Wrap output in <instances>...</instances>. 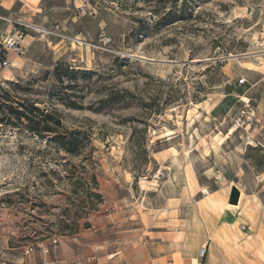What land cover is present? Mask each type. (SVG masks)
<instances>
[{
	"label": "rangeland",
	"instance_id": "obj_1",
	"mask_svg": "<svg viewBox=\"0 0 264 264\" xmlns=\"http://www.w3.org/2000/svg\"><path fill=\"white\" fill-rule=\"evenodd\" d=\"M28 14L52 34L29 33L0 87V264H41L39 250L23 252L36 245L59 264L60 241L70 247L100 211L147 226L152 209L171 207L166 183L201 198L264 179V0H41ZM240 98L259 123L225 138ZM59 136L77 139L75 154ZM232 191L216 210L200 205L214 230ZM239 240L216 232L211 256L252 264Z\"/></svg>",
	"mask_w": 264,
	"mask_h": 264
},
{
	"label": "crops",
	"instance_id": "obj_2",
	"mask_svg": "<svg viewBox=\"0 0 264 264\" xmlns=\"http://www.w3.org/2000/svg\"><path fill=\"white\" fill-rule=\"evenodd\" d=\"M29 9L31 8L26 0L19 2L0 0V37L4 29L9 26L8 19L28 21ZM25 41L26 39L23 45L26 47ZM10 60L12 68L2 73L5 79H9L7 76H13L12 73L18 69L21 57L11 56ZM161 154L160 158L163 156ZM172 158L175 156L172 155ZM167 160V158L164 159L162 165ZM212 169L208 166L206 172L213 174L216 170ZM235 174L236 177L240 176L238 171ZM213 179L218 182L215 175ZM170 184V187L168 183L164 184L162 189L173 191L170 198L171 205H169L171 207L162 210L152 209V213L146 215L147 226L142 225L141 216L138 213L133 211L132 215L122 208L109 214L103 211L91 214L87 220L88 228L71 239L70 247H67L65 241H60L56 249L60 253L59 260L57 258L56 262L59 264H225L211 256L212 251L215 254L216 246L212 238L216 237L217 232L220 238L246 239L245 242L239 240L240 248H246L242 252L248 254L247 257L253 256L252 264H264V262L256 261L252 255L264 254V247H261L258 242L254 243L257 238H264V179L253 181L248 187L242 186L239 189L241 195L234 209L225 212L226 208H223L221 210L223 212L218 213L219 230L211 228L210 218L202 219L200 205L216 207L219 204L221 206L223 201L220 200L225 197L224 200L227 201L230 187L226 191L221 183H217L216 191L208 193V196L201 195L200 198L201 189H194L188 185V182L175 181ZM191 190L194 192L191 193ZM196 196L200 199L196 200ZM120 202L117 203L118 206L123 205ZM110 204L106 203L104 207ZM181 207H184L185 211H182ZM164 211L167 217L165 219L158 217V213ZM182 212L185 214L181 216ZM228 225L231 229H227ZM182 227L184 228L180 232ZM176 235H182L181 241H178ZM202 246L205 248V258L203 263H199L198 250ZM51 254L39 253L35 260L38 263L44 260L54 261Z\"/></svg>",
	"mask_w": 264,
	"mask_h": 264
},
{
	"label": "built area",
	"instance_id": "obj_3",
	"mask_svg": "<svg viewBox=\"0 0 264 264\" xmlns=\"http://www.w3.org/2000/svg\"><path fill=\"white\" fill-rule=\"evenodd\" d=\"M20 1V0H15ZM82 15H85V11H81ZM9 26L4 29L2 36L0 37V87L4 85L5 82H9L10 79H5L2 76V73L8 69L12 68V63L10 60L11 56L21 57L25 53L26 47L23 45V41L26 37L29 36L31 32H37L42 34H52L45 29H41L39 27L34 26L30 22H24L19 19H8L7 20ZM42 32H38L37 30ZM238 86H244L246 84L245 79H239L237 81ZM241 102V106L234 112L232 118L233 128L235 130L242 129L244 131V127L250 124H258L257 112L254 111L249 105V100L245 98L239 99ZM56 244V241L53 242ZM39 250L41 254H47V249L42 245H36L27 247L24 249V255L30 256ZM205 256V248L202 247L198 251V258L202 259ZM41 264H55L52 261H42Z\"/></svg>",
	"mask_w": 264,
	"mask_h": 264
},
{
	"label": "trees",
	"instance_id": "obj_4",
	"mask_svg": "<svg viewBox=\"0 0 264 264\" xmlns=\"http://www.w3.org/2000/svg\"><path fill=\"white\" fill-rule=\"evenodd\" d=\"M36 111V113H39L40 111L36 109L35 107H32V109ZM47 119L50 118L49 115L46 117ZM28 122H31V119L29 117L26 118ZM53 142L59 145L66 153L68 154H75L77 150V139H69L67 137L59 136L53 139Z\"/></svg>",
	"mask_w": 264,
	"mask_h": 264
},
{
	"label": "bare ground",
	"instance_id": "obj_5",
	"mask_svg": "<svg viewBox=\"0 0 264 264\" xmlns=\"http://www.w3.org/2000/svg\"><path fill=\"white\" fill-rule=\"evenodd\" d=\"M41 0H26V2L29 4V6H30V8L31 7H34V6H37L38 4H39V2H40ZM42 32V31H41ZM29 37V36H28ZM27 38V37H26ZM25 38V39H26ZM24 39V40H25ZM24 42V41H23ZM252 70V69H251ZM236 130L235 129H231L229 132H228V134L225 136V138H228L229 136H231L232 134H233V132H235ZM257 130H255L254 131V133L256 132ZM224 138V137H223ZM249 139H253V137H251L250 136V134H249ZM220 140H222L221 138H220ZM224 141V140H223ZM230 188H234V186H233V184L231 185V187ZM211 194V193H210ZM209 194H205V196H208ZM210 208L211 209H213L214 208V206H210ZM231 209H234V206L233 205H226V211L225 212H227V211H230ZM224 212V213H225ZM227 214V213H226ZM221 215V214H220ZM223 217V216H222ZM226 217V216H225ZM203 247V246H202ZM199 251V250H198Z\"/></svg>",
	"mask_w": 264,
	"mask_h": 264
},
{
	"label": "water",
	"instance_id": "obj_6",
	"mask_svg": "<svg viewBox=\"0 0 264 264\" xmlns=\"http://www.w3.org/2000/svg\"><path fill=\"white\" fill-rule=\"evenodd\" d=\"M232 193L229 196V204L230 205H236L238 198H239V193L237 191H234V189H232Z\"/></svg>",
	"mask_w": 264,
	"mask_h": 264
}]
</instances>
